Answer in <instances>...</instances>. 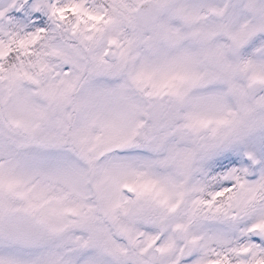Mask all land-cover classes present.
<instances>
[{"label":"snow or ice","instance_id":"obj_1","mask_svg":"<svg viewBox=\"0 0 264 264\" xmlns=\"http://www.w3.org/2000/svg\"><path fill=\"white\" fill-rule=\"evenodd\" d=\"M0 264H264V0H0Z\"/></svg>","mask_w":264,"mask_h":264}]
</instances>
